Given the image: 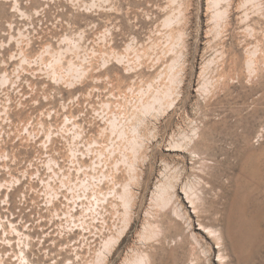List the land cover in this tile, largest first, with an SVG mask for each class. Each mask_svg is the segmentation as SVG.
Segmentation results:
<instances>
[{
  "label": "rangeland",
  "instance_id": "374dc122",
  "mask_svg": "<svg viewBox=\"0 0 264 264\" xmlns=\"http://www.w3.org/2000/svg\"><path fill=\"white\" fill-rule=\"evenodd\" d=\"M193 142L189 223L166 149L189 166ZM253 151L264 0H0V264H221V246L245 264L247 201L264 229Z\"/></svg>",
  "mask_w": 264,
  "mask_h": 264
},
{
  "label": "bare ground",
  "instance_id": "6f19581e",
  "mask_svg": "<svg viewBox=\"0 0 264 264\" xmlns=\"http://www.w3.org/2000/svg\"><path fill=\"white\" fill-rule=\"evenodd\" d=\"M195 144L196 143L193 142V144H191L188 148L186 147L187 152L189 151L190 153H194V156H195L194 158H191L192 162H189V166L186 165L187 161L185 160L186 157L184 154L186 152L184 151V149L177 148L176 146L171 147L170 145H169V148L166 149L168 152H173L172 154L177 156V158L176 157L174 158L175 160L172 163L173 167L177 168L179 173H180L179 180L177 181V183H175L174 189H173L174 194H176L175 196L177 199L175 197L174 198L177 200L178 205L180 206L179 208L183 210L185 217L187 218L189 223L192 222L193 217L199 218V216H200L199 201L201 200L200 196H198L196 193H194L196 191V188L194 190L195 186H193L194 184L197 183V185H198L199 183L198 182L193 183V181L189 180V179H191L190 178L191 176L193 177L194 180L197 178L200 179L199 177H201V174L203 173L204 167L207 166L206 163L204 162L205 157L201 156V153L196 149ZM260 146L261 145L259 143V147ZM263 159H264L263 153L253 151L244 160V162H242V167L245 170L252 167L257 172H261L263 169V165H264ZM166 163H167V161H166ZM196 163L197 164L199 163L198 167L195 166ZM174 171H175V169H174ZM167 190H168V188H167ZM179 191H180V193L184 194V196H185L184 199L182 197H180L179 195H177V192H179ZM185 202L190 203L189 207L192 208V210H193L192 212L188 209L189 207L187 208V204ZM255 213H257L256 212V205L251 201H247L245 204L244 216L239 221L240 233L237 231L236 233L231 235V241H233L235 244L237 242H243V244L246 246V250H247L248 254L246 257L245 264H264V260H262L260 258V254L262 252V245H264V239L263 238L260 239V235L264 236V229L261 230L262 231L261 233H258L256 226L257 227L259 226L258 225L259 221H257L255 219V216H254ZM199 225H200V227H198V229H199L200 234H203V233L205 234V231L203 229H205L207 227L206 224L202 220H199ZM205 237L209 238V235L206 234V235H204V237H202V239L206 242L207 240L204 239ZM205 245H206L209 253L212 254L215 251L214 247L211 245V243L207 242ZM217 254H219L218 256L220 257L221 262L223 261L221 264H229L226 261V259L223 260L225 258V256H224V248L222 246H221V248L218 249Z\"/></svg>",
  "mask_w": 264,
  "mask_h": 264
}]
</instances>
